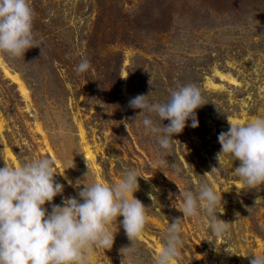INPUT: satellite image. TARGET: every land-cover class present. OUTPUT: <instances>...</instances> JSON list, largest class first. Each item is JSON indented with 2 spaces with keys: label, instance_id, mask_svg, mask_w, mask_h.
Segmentation results:
<instances>
[{
  "label": "rangeland",
  "instance_id": "obj_1",
  "mask_svg": "<svg viewBox=\"0 0 264 264\" xmlns=\"http://www.w3.org/2000/svg\"><path fill=\"white\" fill-rule=\"evenodd\" d=\"M30 3L43 54L40 48L24 58L0 53L29 89L26 99L0 64V168L50 158L60 174L55 180L64 185L55 204L75 196L68 181L74 185L87 172L89 184H115L125 170H139L134 195L149 207L143 235L122 256L120 249L131 241L118 218L110 226L113 248L95 249L90 264H156L169 223L183 218L179 193L196 192L204 182L222 194L224 212L218 217L231 224L218 238L205 215L185 217L177 264H250L249 257L264 254V199L257 200L264 198V186L250 189L235 176L239 161L231 154L216 158L218 136L229 122L264 117V0ZM83 58L92 68L77 74ZM189 83L200 88L207 104L196 110L199 126L192 128L189 120L173 137L180 143L165 151L142 123L131 124L128 118L140 110L130 108L129 100L152 91V101L164 102L178 85ZM86 147L94 160L86 157ZM160 159L175 167L160 165ZM214 167L218 171L203 176Z\"/></svg>",
  "mask_w": 264,
  "mask_h": 264
},
{
  "label": "clouds",
  "instance_id": "obj_2",
  "mask_svg": "<svg viewBox=\"0 0 264 264\" xmlns=\"http://www.w3.org/2000/svg\"><path fill=\"white\" fill-rule=\"evenodd\" d=\"M35 16L30 0H0V53L24 58L29 49L40 48L43 54L34 32ZM91 68V62L83 58L75 71L80 74ZM149 83L151 85V80ZM151 95L152 91L129 100V107L140 111L128 119L131 124L142 123L157 137L159 146L170 151L174 143H180L173 137L184 131L189 120L192 128L199 126L196 110L207 102L193 83L178 85L164 102L152 101ZM153 116L162 123H157ZM163 121L170 123L165 126ZM124 124L127 129L129 123ZM218 141L221 145L216 154L218 161L222 155L231 154L239 161L235 176L250 189L264 186V117L247 123L229 122L228 130L219 134ZM158 163L163 166L168 162L160 159ZM168 166L174 168L175 164L168 163ZM54 168L53 160L48 157L18 167L0 168V264H90L95 249L110 251L113 248L116 233L110 226L117 224L120 217L123 219L119 224L131 241V246L122 247L120 253L123 256L133 252V241L143 235L149 208L134 195L139 190V170H125L115 184H89L85 179L87 172L85 178L77 179L74 185L68 181L77 189V194L64 197L62 204H55L54 198L63 196L64 185L55 180L60 174ZM216 171L214 167L203 176ZM179 197L183 201L180 209L183 218H172L169 223L156 264H177L181 258L185 217L205 215L218 238L229 230L231 223L218 217L224 212L222 194L208 183H201L196 192H180ZM152 198L150 193L149 199ZM46 204L50 205V211ZM249 258L250 264H264V254Z\"/></svg>",
  "mask_w": 264,
  "mask_h": 264
},
{
  "label": "bare ground",
  "instance_id": "obj_3",
  "mask_svg": "<svg viewBox=\"0 0 264 264\" xmlns=\"http://www.w3.org/2000/svg\"><path fill=\"white\" fill-rule=\"evenodd\" d=\"M0 64H1V66L3 68V70H4V74L9 79H11L13 81V83H15L17 85L18 90L20 91L21 95L24 98H26V99L29 98V89H28V86H27L25 80L21 77V75L18 72L13 71L9 67H7V65L1 60V57H0ZM221 77L222 78H225L224 75H221ZM229 80L231 81V83H236V81L234 79H229ZM84 137H85L84 136V133H83V131H81V138L84 139ZM9 154L12 155L11 153H9ZM85 154H86V157L88 159L94 160L93 154H92L91 150L89 149V147H86L85 148ZM159 251H161V248L159 249Z\"/></svg>",
  "mask_w": 264,
  "mask_h": 264
}]
</instances>
